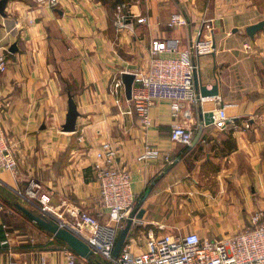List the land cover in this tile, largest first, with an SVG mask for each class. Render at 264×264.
<instances>
[{"label": "crops", "instance_id": "1", "mask_svg": "<svg viewBox=\"0 0 264 264\" xmlns=\"http://www.w3.org/2000/svg\"><path fill=\"white\" fill-rule=\"evenodd\" d=\"M128 6L147 21L134 17L133 29L118 30L115 8L100 0H60L56 6L9 0L6 14H0V53L8 61L0 72V128L18 161L16 174L0 167V225L10 233V245L3 246V229L0 264H69V255L76 253L2 199L1 194L10 196L40 211L35 198L17 194L32 180L65 219L80 207L108 221L93 170L104 141L116 146L117 163L130 171L136 204L154 184L141 205L142 219L134 220L127 237L135 252L146 249L151 229L158 236L196 231L203 240H228L264 211V27L254 36L246 32L264 20V0H130ZM176 12L187 24L171 28L167 23ZM204 18L213 19L216 49L197 59L198 74L209 88L218 83V95L200 94L206 99L192 106V115L177 118L169 100H157L151 106L153 123L144 129L129 112L133 102L126 93L116 104L109 90L112 78L147 72L153 39L175 49L164 56L177 55L197 36ZM68 91L79 110L72 132L62 130ZM225 103L236 104L224 109L234 123L204 125L193 146L170 139L173 124L196 135L203 124L199 113L218 112ZM147 141L161 155L141 162L138 155ZM85 260L76 259L77 264Z\"/></svg>", "mask_w": 264, "mask_h": 264}, {"label": "built area", "instance_id": "2", "mask_svg": "<svg viewBox=\"0 0 264 264\" xmlns=\"http://www.w3.org/2000/svg\"><path fill=\"white\" fill-rule=\"evenodd\" d=\"M49 6H56L60 0H37ZM145 22L147 18L136 15L129 9L128 3H119L115 8V25L118 30L133 29L132 19ZM168 26L175 28L187 24V18L182 13L171 15ZM215 25L213 19L204 18L201 28L187 47L174 56H164L165 52H173L166 40L153 39L151 42V59L147 72H135L132 95L133 102L129 112L137 114L141 126L148 129L152 123L151 106L153 102L167 99L171 103L174 117L181 114L192 115V106L204 102L195 85V74L199 71L197 59L205 54H211L216 49ZM246 49L251 44L244 43ZM8 61L4 52L0 53V72L7 69ZM110 93L117 105L125 96V84L121 75L114 76L110 83ZM185 107L184 109V106ZM236 104L225 103L213 117L217 127L225 128L228 123H234L226 116L224 109ZM248 126V125H247ZM195 131L180 123L172 125L170 139L184 145H191ZM97 161L93 165L94 176L100 187L101 205L108 213V221L101 222L80 207L69 210L71 219H65L64 212L52 209L51 196L48 193L39 195L37 182L31 181L24 191H18L19 196L37 198L40 211L57 219L84 239L94 253L110 264H264V211L255 213L251 218V226L235 234L228 240L218 238L203 240L196 231L183 234H165L158 236L154 230L147 232L146 249L135 252L131 243L126 242L117 257L113 256L118 232L134 208L137 196L133 187L130 171L117 163V148L111 141H104L96 151ZM161 155L160 148L147 141L138 155V160L147 162L157 160ZM169 157H166L168 159ZM17 156L13 146L8 141L5 132L0 128V167L17 173ZM4 229L3 246L10 245V233ZM77 254L69 255V264H77ZM43 263L45 261L43 260ZM9 264H20L17 260ZM83 264H90L85 260Z\"/></svg>", "mask_w": 264, "mask_h": 264}, {"label": "water", "instance_id": "3", "mask_svg": "<svg viewBox=\"0 0 264 264\" xmlns=\"http://www.w3.org/2000/svg\"><path fill=\"white\" fill-rule=\"evenodd\" d=\"M9 0H0V14L5 15V9L7 6ZM264 27V20H261L257 23L248 25L246 27V32L250 36H254L257 31L262 29ZM122 79L125 84V93L128 99H131V93H132V87L133 82L135 79V74L131 72H125L122 74ZM195 85L196 88L200 91V94L202 96H213L218 95L219 93V85L218 83H215L211 86V88L208 87V85L203 84L199 79V74L196 72L195 74ZM217 112L214 111H203L199 113L200 119L203 120V124L198 128V131L194 137V140L191 145H195L199 139L201 138V135L203 133L204 125H210L214 121V115ZM79 116V110L77 107V103L74 99V95L68 91V112L66 115V122L62 126L63 131L72 132L76 130V124H77V118ZM175 164V160L171 161L168 168H170L172 165ZM1 184V182H0ZM154 184L151 185L147 191L144 193L142 198L139 200V202L134 206V208L131 210L125 225L121 229L119 236L117 238L113 256L117 257L124 246V244L127 241V237L129 235L130 229L133 225V222L135 219H142L143 214L145 212L144 208H141V205L143 204L144 200L152 190ZM17 205L22 209V211L34 222H36L38 225L46 229L47 231L51 232L56 238L64 241L67 245V248L70 250L75 251L78 255H80L83 258H86L88 260L95 259L94 253L91 250L88 243L82 239L80 236L69 230L68 228L64 227L57 219L54 217L46 215L42 211H34L31 210L19 203ZM99 264H104L103 262L97 260Z\"/></svg>", "mask_w": 264, "mask_h": 264}, {"label": "trees", "instance_id": "4", "mask_svg": "<svg viewBox=\"0 0 264 264\" xmlns=\"http://www.w3.org/2000/svg\"><path fill=\"white\" fill-rule=\"evenodd\" d=\"M102 1L103 3H108L110 6H113L114 8H116L117 4L119 3H128L130 0H100ZM4 201L7 203L8 206L12 207V208H15V209H18V210H21V208L17 205V202L15 200H12L10 196H4ZM22 211V210H21ZM23 212V211H22ZM24 213V212H23ZM24 215L26 217H28L25 213ZM29 218V217H28ZM38 225V224H37ZM39 226V225H38ZM3 237V228H2V225H0V238ZM59 241L63 242L62 240L59 239ZM97 260L103 262L104 264H110L108 263L107 261L101 259L100 257H96L95 259H92V260H89V262L91 264H99L97 262Z\"/></svg>", "mask_w": 264, "mask_h": 264}, {"label": "rangeland", "instance_id": "5", "mask_svg": "<svg viewBox=\"0 0 264 264\" xmlns=\"http://www.w3.org/2000/svg\"><path fill=\"white\" fill-rule=\"evenodd\" d=\"M6 193V192H5ZM40 195V194H39ZM1 197H2V199H4V196L1 194ZM11 199L13 200V197H11ZM37 201H38V199L37 198H35Z\"/></svg>", "mask_w": 264, "mask_h": 264}]
</instances>
